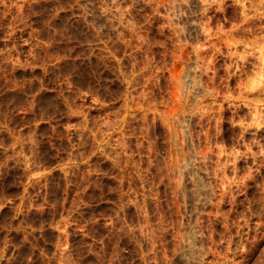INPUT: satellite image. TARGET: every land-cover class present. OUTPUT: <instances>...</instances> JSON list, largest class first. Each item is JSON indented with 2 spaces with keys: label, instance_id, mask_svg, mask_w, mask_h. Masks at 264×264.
Listing matches in <instances>:
<instances>
[{
  "label": "rangeland",
  "instance_id": "obj_1",
  "mask_svg": "<svg viewBox=\"0 0 264 264\" xmlns=\"http://www.w3.org/2000/svg\"><path fill=\"white\" fill-rule=\"evenodd\" d=\"M66 156L60 264H264V0H0V203Z\"/></svg>",
  "mask_w": 264,
  "mask_h": 264
},
{
  "label": "crops",
  "instance_id": "obj_2",
  "mask_svg": "<svg viewBox=\"0 0 264 264\" xmlns=\"http://www.w3.org/2000/svg\"><path fill=\"white\" fill-rule=\"evenodd\" d=\"M27 179L40 180L32 185L29 183L23 189L21 208L23 207L24 222H16L15 212L20 209L19 200L12 198L10 201L0 203V211H11V218L6 220L8 233L0 238V264H60L61 261L70 263L74 253V237L72 234H62L65 219L56 222H26L27 214L31 212H45L52 207L54 199L45 201L46 188L43 180L62 178L66 181L73 178V157H59L57 160L36 165L35 161L29 162ZM73 167V168H72ZM63 187V186H62ZM63 187L62 195L67 193ZM49 192V188H48ZM60 203H64L63 200ZM21 227L23 234L17 236L15 228ZM53 233V234H51Z\"/></svg>",
  "mask_w": 264,
  "mask_h": 264
}]
</instances>
